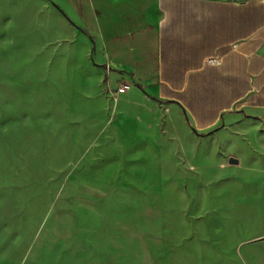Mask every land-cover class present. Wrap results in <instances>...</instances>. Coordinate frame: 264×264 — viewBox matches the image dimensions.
<instances>
[{
  "label": "rangeland",
  "instance_id": "374dc122",
  "mask_svg": "<svg viewBox=\"0 0 264 264\" xmlns=\"http://www.w3.org/2000/svg\"><path fill=\"white\" fill-rule=\"evenodd\" d=\"M88 7L0 0V264H264V117L116 94Z\"/></svg>",
  "mask_w": 264,
  "mask_h": 264
},
{
  "label": "crops",
  "instance_id": "0c3cea01",
  "mask_svg": "<svg viewBox=\"0 0 264 264\" xmlns=\"http://www.w3.org/2000/svg\"><path fill=\"white\" fill-rule=\"evenodd\" d=\"M88 3V13L79 8L77 18L93 39L87 52L98 70L104 63L111 68L117 88L129 85L121 94L144 86L141 100L150 111L157 103L173 104L201 132L227 113L245 112L252 124L264 117V0ZM209 57L221 64L206 65Z\"/></svg>",
  "mask_w": 264,
  "mask_h": 264
},
{
  "label": "built area",
  "instance_id": "2783aa9c",
  "mask_svg": "<svg viewBox=\"0 0 264 264\" xmlns=\"http://www.w3.org/2000/svg\"><path fill=\"white\" fill-rule=\"evenodd\" d=\"M205 64L208 66H219L221 64V59L219 57H209L205 60ZM129 90L128 84L118 85L116 94H121Z\"/></svg>",
  "mask_w": 264,
  "mask_h": 264
},
{
  "label": "water",
  "instance_id": "95a60500",
  "mask_svg": "<svg viewBox=\"0 0 264 264\" xmlns=\"http://www.w3.org/2000/svg\"><path fill=\"white\" fill-rule=\"evenodd\" d=\"M228 163H229L230 165H236V164H237V161L234 160V159H229Z\"/></svg>",
  "mask_w": 264,
  "mask_h": 264
}]
</instances>
